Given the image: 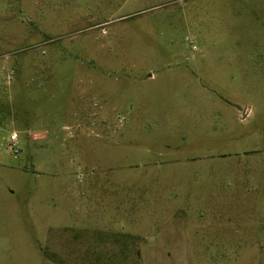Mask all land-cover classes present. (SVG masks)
<instances>
[{"label":"rangeland","instance_id":"1","mask_svg":"<svg viewBox=\"0 0 264 264\" xmlns=\"http://www.w3.org/2000/svg\"><path fill=\"white\" fill-rule=\"evenodd\" d=\"M0 264H264V0H0Z\"/></svg>","mask_w":264,"mask_h":264},{"label":"built area","instance_id":"2","mask_svg":"<svg viewBox=\"0 0 264 264\" xmlns=\"http://www.w3.org/2000/svg\"><path fill=\"white\" fill-rule=\"evenodd\" d=\"M8 150L13 153L17 154L18 153V148H17V136L15 133H11L8 139V144H7Z\"/></svg>","mask_w":264,"mask_h":264}]
</instances>
